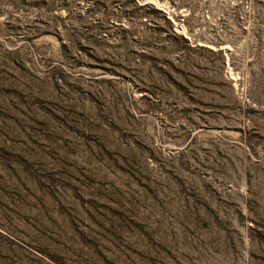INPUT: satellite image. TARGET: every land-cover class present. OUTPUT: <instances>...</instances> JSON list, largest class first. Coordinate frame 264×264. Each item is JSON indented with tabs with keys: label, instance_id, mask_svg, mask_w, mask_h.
<instances>
[{
	"label": "rangeland",
	"instance_id": "rangeland-1",
	"mask_svg": "<svg viewBox=\"0 0 264 264\" xmlns=\"http://www.w3.org/2000/svg\"><path fill=\"white\" fill-rule=\"evenodd\" d=\"M0 264H264V0H0Z\"/></svg>",
	"mask_w": 264,
	"mask_h": 264
}]
</instances>
